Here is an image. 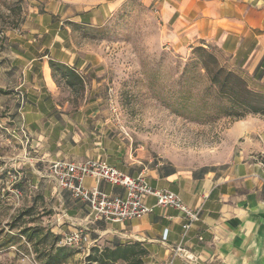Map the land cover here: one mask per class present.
Returning <instances> with one entry per match:
<instances>
[{
    "label": "crops",
    "instance_id": "crops-1",
    "mask_svg": "<svg viewBox=\"0 0 264 264\" xmlns=\"http://www.w3.org/2000/svg\"><path fill=\"white\" fill-rule=\"evenodd\" d=\"M145 1L158 14L174 50L215 47L232 69L264 85V0ZM99 12L80 0H46L40 10L30 9L21 32L5 34L0 45V121L22 124L28 143H9L0 134V169L13 165L23 171L21 187L28 203L48 211L50 232L60 240L75 227L85 228L77 247L86 253L92 246L137 241L148 251L146 264H264V115H247L235 123L231 132L236 150L221 168L179 170L168 163L146 165L124 154L104 134L95 94L86 92L78 105L62 101L48 63H64L82 76L86 61L71 51L65 22L92 23ZM19 92L24 94L21 105ZM87 158L104 160L132 176L141 174L153 188L177 193L187 206L200 210L199 220L185 229L182 213L154 206L140 218L88 222L89 206L59 188L47 173L50 161ZM83 185L124 195L122 188L89 177ZM146 201L154 204L152 197ZM177 246L193 259L175 255Z\"/></svg>",
    "mask_w": 264,
    "mask_h": 264
},
{
    "label": "rangeland",
    "instance_id": "rangeland-1",
    "mask_svg": "<svg viewBox=\"0 0 264 264\" xmlns=\"http://www.w3.org/2000/svg\"><path fill=\"white\" fill-rule=\"evenodd\" d=\"M45 1L0 0V45L8 31L21 32L30 9L40 10ZM80 1L101 14L88 24L65 22L67 43L86 67L83 90L74 93L59 85L61 100L78 105L86 92L95 94L104 134L146 165L168 163L186 171L224 167L236 150L231 131L238 120L225 115L231 104L210 76L219 69L231 70L253 91L264 94V85L232 69L215 47L174 50L145 0ZM5 181L0 174V264H39L20 230L39 226L50 231L48 211L28 203L25 195L16 198ZM28 208V214L19 215ZM73 249L80 252L65 264H82L86 252Z\"/></svg>",
    "mask_w": 264,
    "mask_h": 264
},
{
    "label": "built area",
    "instance_id": "built-area-1",
    "mask_svg": "<svg viewBox=\"0 0 264 264\" xmlns=\"http://www.w3.org/2000/svg\"><path fill=\"white\" fill-rule=\"evenodd\" d=\"M18 96L21 105L24 103V94L19 92ZM0 134L9 143L12 139H20V143L24 145L28 143V135L22 124L14 127L0 121ZM1 173L5 174L7 191L16 198H22L25 195V190L21 187L23 171L12 165L2 167ZM47 173L59 188L67 190L73 199L89 206L88 222H121L140 218L150 213L154 206L171 207L182 213L186 221L185 229L200 218V210L187 206L177 193L168 189L153 188L141 174L129 175L104 160L91 158L79 161L54 160L47 164ZM87 177L97 184L104 181L118 186L124 190V195L110 194L97 186L85 187L83 183ZM32 189L34 186H30V190ZM149 197L154 199L153 205L147 203L146 199ZM84 232L85 228L75 227L66 233L59 243L70 247L78 246L84 239ZM174 254L187 261L193 259L179 246L175 248ZM164 264H172V261L169 260Z\"/></svg>",
    "mask_w": 264,
    "mask_h": 264
},
{
    "label": "trees",
    "instance_id": "trees-1",
    "mask_svg": "<svg viewBox=\"0 0 264 264\" xmlns=\"http://www.w3.org/2000/svg\"><path fill=\"white\" fill-rule=\"evenodd\" d=\"M73 25L76 23L69 22ZM204 51L202 46L195 48ZM52 78L57 86L64 85L71 92L78 93L84 88V80L75 69L64 63L49 60ZM210 81L219 86L218 92L230 102L226 116L240 120L247 115H264V94L251 90L244 78L237 72L222 69L210 76ZM207 169H204L206 171ZM31 211H22L23 216ZM27 243L32 246L39 264H65L80 251L73 247L60 244V237L42 227H25L20 230ZM147 249L137 241L117 243L113 247L92 246L85 254L82 264H146Z\"/></svg>",
    "mask_w": 264,
    "mask_h": 264
}]
</instances>
